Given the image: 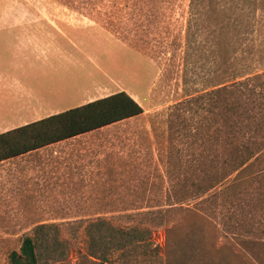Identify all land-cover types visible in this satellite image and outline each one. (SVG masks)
<instances>
[{
	"label": "rangeland",
	"instance_id": "rangeland-1",
	"mask_svg": "<svg viewBox=\"0 0 264 264\" xmlns=\"http://www.w3.org/2000/svg\"><path fill=\"white\" fill-rule=\"evenodd\" d=\"M3 27L0 133L143 113L0 163V264L27 237L39 264H264V0H0Z\"/></svg>",
	"mask_w": 264,
	"mask_h": 264
},
{
	"label": "trees",
	"instance_id": "trees-1",
	"mask_svg": "<svg viewBox=\"0 0 264 264\" xmlns=\"http://www.w3.org/2000/svg\"><path fill=\"white\" fill-rule=\"evenodd\" d=\"M142 113L143 109L139 103L122 91L27 123L0 133V163L137 117ZM44 228L37 227L35 233H40ZM135 233L138 232L129 230L123 234L129 236ZM36 247V237L25 238L19 252L10 254V264H39Z\"/></svg>",
	"mask_w": 264,
	"mask_h": 264
},
{
	"label": "crops",
	"instance_id": "crops-1",
	"mask_svg": "<svg viewBox=\"0 0 264 264\" xmlns=\"http://www.w3.org/2000/svg\"><path fill=\"white\" fill-rule=\"evenodd\" d=\"M3 22L7 23L8 20H3ZM4 28L5 27L0 28V69L8 67L6 65V63L2 62V60L15 59L17 57V53H18L16 42H14L13 39L8 38V36L6 35L8 32H6ZM32 53H33V50L31 49L30 54H32ZM65 110H63V111H65ZM60 112H62V111H60ZM57 113H59V112H57Z\"/></svg>",
	"mask_w": 264,
	"mask_h": 264
}]
</instances>
